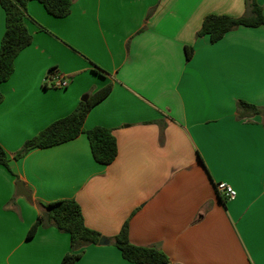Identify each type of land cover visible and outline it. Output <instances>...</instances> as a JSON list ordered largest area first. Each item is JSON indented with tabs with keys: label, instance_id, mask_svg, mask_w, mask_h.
<instances>
[{
	"label": "crops",
	"instance_id": "crops-1",
	"mask_svg": "<svg viewBox=\"0 0 264 264\" xmlns=\"http://www.w3.org/2000/svg\"><path fill=\"white\" fill-rule=\"evenodd\" d=\"M246 13V0H75L56 18L28 3L32 44L0 84V146L12 171L0 166V264H61L72 253L70 236L53 225L27 237L41 205L64 199L110 241L84 248L74 264H134L112 241L126 221L130 242L159 248L169 264H264V26L215 44L196 37L208 15ZM4 32L0 5V46ZM56 76L68 86L55 87ZM109 84L84 130L112 131L113 163L94 160L85 133L14 159ZM17 178L30 199L16 194Z\"/></svg>",
	"mask_w": 264,
	"mask_h": 264
},
{
	"label": "trees",
	"instance_id": "trees-1",
	"mask_svg": "<svg viewBox=\"0 0 264 264\" xmlns=\"http://www.w3.org/2000/svg\"><path fill=\"white\" fill-rule=\"evenodd\" d=\"M37 1L46 11L56 17L65 18L70 12L75 0H0L5 13V32L0 46V84L10 79L14 73L15 60L18 55L32 44L33 37L26 26L28 3ZM247 13L242 17L226 15H208L204 18L197 38L208 37L212 44L222 40L232 30L240 27L258 28L264 26V12L257 0H246ZM194 55L193 47H186V59L190 61ZM112 85L98 90L88 97L87 102H81L69 116L58 120L36 136L28 140L14 159L19 160L35 149L56 146L85 133L90 141L94 160L104 166L113 163L118 156V145L112 131L103 127L84 130L85 120L90 110L102 102L111 92ZM4 96L0 91V103ZM240 109L258 113L259 109L249 103L240 101ZM11 158L0 146V166L10 168ZM19 179L17 178V181ZM42 210L36 223L30 228L27 237L33 238L43 225H53L59 231L70 236L72 253L65 255L61 264H74L84 252V248L97 245L102 235L85 225L82 209L73 199L58 200L41 205ZM120 250L122 257L134 264H169L168 256L157 247H142L133 245L129 240V221H126L120 233L112 239Z\"/></svg>",
	"mask_w": 264,
	"mask_h": 264
},
{
	"label": "built area",
	"instance_id": "built-area-1",
	"mask_svg": "<svg viewBox=\"0 0 264 264\" xmlns=\"http://www.w3.org/2000/svg\"><path fill=\"white\" fill-rule=\"evenodd\" d=\"M53 80L55 82V87L57 88H66L68 86V81L58 76L53 78ZM216 189L219 193L223 194L228 200H233L237 196V192L235 191V189L227 183L217 184Z\"/></svg>",
	"mask_w": 264,
	"mask_h": 264
},
{
	"label": "water",
	"instance_id": "water-1",
	"mask_svg": "<svg viewBox=\"0 0 264 264\" xmlns=\"http://www.w3.org/2000/svg\"><path fill=\"white\" fill-rule=\"evenodd\" d=\"M83 102H87V98L83 99ZM16 194L18 196H22L25 197L26 199H30L31 198V193L27 190L26 186L24 185V183L22 181H18L16 183ZM110 243L109 239L107 238H101L99 241L100 245H108Z\"/></svg>",
	"mask_w": 264,
	"mask_h": 264
},
{
	"label": "rangeland",
	"instance_id": "rangeland-1",
	"mask_svg": "<svg viewBox=\"0 0 264 264\" xmlns=\"http://www.w3.org/2000/svg\"><path fill=\"white\" fill-rule=\"evenodd\" d=\"M67 81L69 82V79H67Z\"/></svg>",
	"mask_w": 264,
	"mask_h": 264
}]
</instances>
